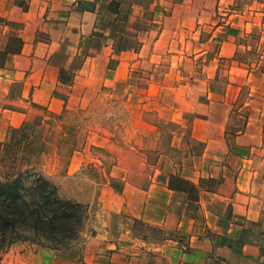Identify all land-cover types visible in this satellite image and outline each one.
Returning <instances> with one entry per match:
<instances>
[{
  "label": "rangeland",
  "instance_id": "374dc122",
  "mask_svg": "<svg viewBox=\"0 0 264 264\" xmlns=\"http://www.w3.org/2000/svg\"><path fill=\"white\" fill-rule=\"evenodd\" d=\"M62 1L0 0V64L4 50H20L25 21L32 22L29 38L53 41L55 52L62 50L54 63H64L47 105L60 113L37 126L35 138L18 143L12 133L0 142V179L25 169L41 172L62 196L76 195L90 205L84 222L89 230L98 219L108 220L110 241L126 234L149 247L170 248L166 239L184 247L186 234L129 219L123 209L97 214L95 182L113 164L112 174L126 177L127 188L168 181L179 193L170 220L188 212L200 222L197 197L216 198L207 191L230 188L241 169L264 173V0H209L207 6L187 0V11L184 0H104L93 29L81 38L78 10L91 5ZM53 3L63 8L51 12L48 20L56 28L49 32V23H40ZM20 88L13 83L10 98ZM27 110L34 125L46 119L42 107L30 104ZM24 130L31 133L28 126ZM71 147L79 149L69 159L77 177L64 176ZM223 168L228 180L219 175ZM210 172L214 176L205 178ZM220 208L215 200L212 209ZM81 249L78 241L52 255L56 261L75 259Z\"/></svg>",
  "mask_w": 264,
  "mask_h": 264
},
{
  "label": "crops",
  "instance_id": "0c3cea01",
  "mask_svg": "<svg viewBox=\"0 0 264 264\" xmlns=\"http://www.w3.org/2000/svg\"><path fill=\"white\" fill-rule=\"evenodd\" d=\"M59 1L61 5L63 1ZM102 1L104 0H76V5L85 3L91 5L90 8L84 7L78 10L80 14L75 26H77L80 38L86 36L87 30L91 32L93 29V15L96 14V7H99ZM110 1L106 0L107 4ZM206 1L209 2V0H201L200 4L207 6ZM181 5L187 11V0H184ZM56 7L54 3L49 5L47 8L49 15L40 23L44 26L49 23V32L56 28L55 21L48 20L51 12L55 13L58 10L60 13L63 8ZM27 10L30 11V8ZM45 11L46 7L42 14H45ZM31 23V21H25V33L19 35L22 39L20 50L15 52L4 50L6 62L0 64V142L7 139V129H18L23 131L27 138H35L37 126L45 123L48 125L51 122L49 115L60 113L51 110L47 105L50 95L54 92L58 71L64 65V63L57 65L54 63L62 57V53H59L62 50L59 48L55 52L53 41L36 40L35 37L30 39L28 34ZM68 25L64 24L65 29ZM65 38L67 37L64 36L63 39ZM42 58L46 60H41ZM47 70L51 73H47ZM15 82H20L21 88L15 97L10 98L12 85ZM30 104L45 109L47 116L44 117L49 118V121L37 115L40 122L34 125V122L27 118L29 115L27 108ZM62 105V109H67L66 102ZM27 126L31 129V133L24 130ZM64 128L67 134L70 129L65 126ZM76 151L79 149L71 147L70 154L66 156L65 177H77L79 173L78 169L73 173L69 171V159ZM113 167H115L114 164L107 174L98 175L100 180L95 182L98 185V191L92 196L98 203L97 214L100 211L109 215L111 212L123 209L129 219L159 229L186 234L188 238L184 247H178V241L174 239H166L172 245L170 248L167 246L163 249L149 247V243L143 239L131 238L126 234L110 241L108 220L98 219L95 221L98 224L93 226L92 231L84 226L80 232V237L76 242H81L82 249L75 259L56 261L55 256L52 255L54 249L18 242L12 244L0 256V264H264L262 253L264 247V173L259 172L258 168L241 169L237 174L234 172L230 188L226 187L218 193L207 191L217 196V199L197 197L198 199L196 198L194 202L198 207L199 222L196 220L195 213L188 212L180 214L174 221L170 220V207L174 196L179 193L174 188H170L168 181L158 182L151 179L143 187L130 186L127 188L126 177L114 176L111 172ZM225 169L223 168L219 175L228 180L230 174ZM213 176L214 174L210 172L205 178ZM200 178H204L203 174L199 175ZM109 179L117 180L119 185L114 186L110 182L106 184ZM103 180L106 181L102 182ZM259 184H262L261 189ZM70 198L78 200L76 195ZM215 200L222 207L220 210L212 209ZM85 205L88 214L90 205L88 203ZM194 209L196 210V207Z\"/></svg>",
  "mask_w": 264,
  "mask_h": 264
},
{
  "label": "trees",
  "instance_id": "16d2710c",
  "mask_svg": "<svg viewBox=\"0 0 264 264\" xmlns=\"http://www.w3.org/2000/svg\"><path fill=\"white\" fill-rule=\"evenodd\" d=\"M12 133L19 135L18 143L27 138L18 129L8 136ZM86 211L84 203L62 196L52 178L41 172L7 174L0 179V251L17 242L50 249L71 245L80 237Z\"/></svg>",
  "mask_w": 264,
  "mask_h": 264
},
{
  "label": "built area",
  "instance_id": "2783aa9c",
  "mask_svg": "<svg viewBox=\"0 0 264 264\" xmlns=\"http://www.w3.org/2000/svg\"><path fill=\"white\" fill-rule=\"evenodd\" d=\"M224 264V263H223Z\"/></svg>",
  "mask_w": 264,
  "mask_h": 264
}]
</instances>
